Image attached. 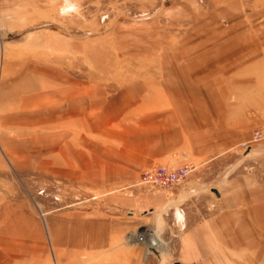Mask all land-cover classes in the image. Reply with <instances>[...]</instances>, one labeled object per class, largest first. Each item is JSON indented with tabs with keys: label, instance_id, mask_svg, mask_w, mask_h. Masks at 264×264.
I'll use <instances>...</instances> for the list:
<instances>
[{
	"label": "rangeland",
	"instance_id": "rangeland-1",
	"mask_svg": "<svg viewBox=\"0 0 264 264\" xmlns=\"http://www.w3.org/2000/svg\"><path fill=\"white\" fill-rule=\"evenodd\" d=\"M263 125L264 0H0V264H264Z\"/></svg>",
	"mask_w": 264,
	"mask_h": 264
},
{
	"label": "built area",
	"instance_id": "built-area-1",
	"mask_svg": "<svg viewBox=\"0 0 264 264\" xmlns=\"http://www.w3.org/2000/svg\"><path fill=\"white\" fill-rule=\"evenodd\" d=\"M264 143V125L254 129L250 135V138L240 144V148L244 152H249L255 145ZM191 168L183 166L178 169H169L165 167H153L141 174L140 184L153 190H173L177 185L183 182ZM150 234L144 231L139 234H133L130 239L136 243L145 245L148 241ZM151 241V240H150ZM148 254H152L153 248L150 246L147 248Z\"/></svg>",
	"mask_w": 264,
	"mask_h": 264
},
{
	"label": "crops",
	"instance_id": "crops-1",
	"mask_svg": "<svg viewBox=\"0 0 264 264\" xmlns=\"http://www.w3.org/2000/svg\"><path fill=\"white\" fill-rule=\"evenodd\" d=\"M153 105L156 104L153 103ZM72 115H70L71 118L68 121H71ZM251 151L252 149L249 152ZM201 161V158L197 159L198 164H200ZM169 195H173V193ZM165 197L164 194L149 197L148 199L141 201L138 207L140 209H145L147 206L157 207ZM136 207L137 206L135 205L134 208ZM216 222L218 223L215 219L200 221L198 225L190 227L182 233L180 246L182 256H184L185 260L189 261L188 263H193L204 258L211 246H213L215 231L212 228ZM217 232H219L218 228Z\"/></svg>",
	"mask_w": 264,
	"mask_h": 264
},
{
	"label": "bare ground",
	"instance_id": "bare-ground-1",
	"mask_svg": "<svg viewBox=\"0 0 264 264\" xmlns=\"http://www.w3.org/2000/svg\"><path fill=\"white\" fill-rule=\"evenodd\" d=\"M68 7V6H67ZM150 240L152 241V242H150ZM156 236H153V235H150V236H148V241H147V243H146V251H147V248L150 246L151 248H153V251L154 252H156L158 249H161V246L159 247V246H157V242H156ZM132 241H134V240H132ZM138 244H140V243H138ZM142 245V244H141ZM145 246V245H144Z\"/></svg>",
	"mask_w": 264,
	"mask_h": 264
},
{
	"label": "water",
	"instance_id": "water-1",
	"mask_svg": "<svg viewBox=\"0 0 264 264\" xmlns=\"http://www.w3.org/2000/svg\"><path fill=\"white\" fill-rule=\"evenodd\" d=\"M213 191H214V193H215L216 195H219L218 192H217L216 190H213Z\"/></svg>",
	"mask_w": 264,
	"mask_h": 264
}]
</instances>
